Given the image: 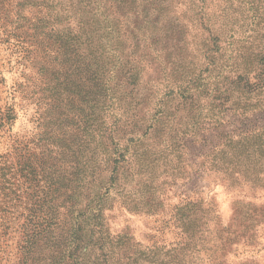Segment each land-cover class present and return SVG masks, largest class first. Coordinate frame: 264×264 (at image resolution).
<instances>
[{
	"label": "rangeland",
	"instance_id": "1",
	"mask_svg": "<svg viewBox=\"0 0 264 264\" xmlns=\"http://www.w3.org/2000/svg\"><path fill=\"white\" fill-rule=\"evenodd\" d=\"M85 1L88 9L80 3L77 12L80 32L99 26L121 36L113 45L119 66L115 59L102 62L117 67L107 84L106 109H93L87 124L83 95L89 81L70 66L72 59L50 61L52 74L39 71L34 62L40 54L33 62L29 53L35 48L31 32L13 23L16 14L50 15L51 0H0V264L20 259L22 208H12V191L22 180L17 165L30 158L40 176L53 165L59 179L69 177L70 150L78 148L82 187L73 197L75 206L90 211L97 201L117 196L105 228L132 237L130 251L144 255L132 264H264V87L248 93L241 86V100L260 108L248 115H233L211 101L224 77L227 86L231 77L236 80L239 55L257 44L233 40L232 35L244 39L245 28L227 25L225 0H205L203 12L210 20L204 26L193 19L191 0ZM233 22L241 25L242 18ZM132 38L141 44L138 51ZM119 68L136 73L137 84H126ZM249 80L253 87V74ZM49 82L56 91L44 99ZM8 107L15 113L10 125L4 123ZM189 130L191 137H183ZM250 133L257 136L244 138ZM239 134L235 151L229 137ZM140 170L146 172L138 180ZM177 172L189 176L176 181ZM114 177L128 185L131 197L145 195L143 201L148 200L143 181L150 182L163 209L143 214L120 206ZM186 198L202 199L204 210L182 211L176 221L175 205ZM73 200L58 198L57 221L69 218ZM181 213L198 222L180 225Z\"/></svg>",
	"mask_w": 264,
	"mask_h": 264
},
{
	"label": "trees",
	"instance_id": "2",
	"mask_svg": "<svg viewBox=\"0 0 264 264\" xmlns=\"http://www.w3.org/2000/svg\"><path fill=\"white\" fill-rule=\"evenodd\" d=\"M204 2L205 0H191L190 7L194 12L193 19L202 26L210 20L209 16L203 12ZM80 3L81 9L86 7L88 9L89 4L86 1L84 3V0H51L50 15L37 14L29 17L16 14L13 23L15 27L25 28L31 32L30 38L33 39L35 48L29 53L32 55L33 62L40 54L41 61L34 62L35 65L38 64L39 71L43 70L52 74L51 72L55 71V68L48 65L50 61L60 59L70 61L72 59L70 66H75L74 70L78 75L89 81L90 88L95 86L94 91L89 88L83 95L86 113L82 118L87 124L93 116V109L100 110V113L106 109V101L111 95L107 90L108 85L110 80L115 77L113 70H116L117 67L114 66L112 70L102 62L105 59H111L109 62L115 59V63L119 66L120 54L116 51L117 47L115 49L113 45H117L121 36L120 33L115 34L108 27L102 30L99 29V26L95 29L87 26L80 32L77 27V12L80 9L78 7ZM224 5L228 7V10L223 12L222 17L229 19L225 20L227 25H230L231 29L245 28L241 33L242 36L244 35V39L232 35L233 40L238 43L246 42L249 45L256 43L257 45L254 51L239 55L241 60L238 67L233 70L236 80L231 77L229 86H227L224 78L226 80L228 78L224 77L215 87L211 101L215 106L217 103L225 105L226 110L233 115L244 116L251 113L253 109L258 111L260 108L247 106V103L241 100L242 92H244L242 87L247 88L246 92L248 93L264 87V0H225ZM234 17L242 18L241 25L239 22H233ZM131 41L133 49L138 51L141 48L139 40L132 38ZM212 51V49L209 50V52ZM214 52H218V47H215ZM121 71H124L121 78L125 79L126 84L131 86L137 84L136 73H127L125 68H119V72ZM251 74L256 81L253 83V87L248 86ZM219 85L221 87H218ZM45 88L47 89L44 91L48 92V95L44 99L52 97L51 93L56 91L54 84L46 83ZM5 113L4 123L10 125L15 113L10 107L6 109ZM101 115H98V118ZM96 120L98 119L96 118ZM190 133V130L185 132L183 137H191ZM259 135L261 136V134ZM256 136L250 133L244 138L252 139ZM241 137H243L241 134L229 137L232 143L231 147L235 151L240 146L239 138ZM260 143H264V140ZM79 150V148L70 150L74 159L70 171L71 176L68 177V174H64L61 179L52 170L53 165L47 166L49 169L42 176L30 158L22 159L19 166L17 165L16 173L22 180L15 183L16 188L12 191L14 194L12 208H15L16 205L21 206L20 216L23 218L18 264H132L138 257L143 258V253L135 255L133 251H130L131 243L129 241L132 237L127 232L115 234L110 227L105 228V220L107 221L109 213L111 214L114 210L113 201L117 196L109 201H103V203L97 201L95 208L90 211L81 210L75 206L77 201L73 200V197L76 192H80L82 187L80 184L82 171L80 161L82 160L79 159L77 153ZM145 172L146 170H140L136 175L137 179L143 178ZM164 172L166 171L164 170ZM173 174L176 181L189 176L184 172ZM116 180L117 177H114L111 181L117 186L115 191L122 196L120 206L129 211L135 210L143 214H156L163 209L161 199L156 195L155 189H151L150 182L143 181L145 192L148 195V200L143 201L145 195L131 197L128 185L117 183ZM40 181H43V185L38 190ZM59 183H63V185H58ZM61 189L65 191L61 193ZM59 197L63 198L64 203L73 200V205L67 209L69 218L65 223L57 221L56 202ZM200 202L202 199L190 200L186 198L175 205V208L177 206L176 221L178 214L182 211L204 210L202 205H199ZM3 209L8 211L6 206ZM182 214L178 221L180 225H195L198 222L196 217H193L194 215L182 217Z\"/></svg>",
	"mask_w": 264,
	"mask_h": 264
}]
</instances>
